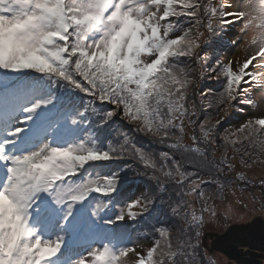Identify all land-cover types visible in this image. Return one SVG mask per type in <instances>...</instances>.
<instances>
[{
    "label": "snow or ice",
    "instance_id": "1",
    "mask_svg": "<svg viewBox=\"0 0 264 264\" xmlns=\"http://www.w3.org/2000/svg\"><path fill=\"white\" fill-rule=\"evenodd\" d=\"M234 24L240 37L230 43L245 55L208 65L220 87L200 94L214 112L193 119L202 45ZM262 104L264 0H0V264H196L205 214L217 215L204 185L222 198L235 167L227 149L244 168L264 164ZM241 105L257 111L209 160L207 145ZM117 116L172 152L157 157L122 131L111 138ZM185 121L198 127L191 145ZM126 155L155 182L132 198L120 170L99 171ZM170 185L180 200L169 211L186 225L175 241L157 204ZM189 196L203 201L199 214ZM142 222L153 235L146 249L129 231Z\"/></svg>",
    "mask_w": 264,
    "mask_h": 264
},
{
    "label": "rangeland",
    "instance_id": "2",
    "mask_svg": "<svg viewBox=\"0 0 264 264\" xmlns=\"http://www.w3.org/2000/svg\"><path fill=\"white\" fill-rule=\"evenodd\" d=\"M240 26L238 24L232 25L230 28H227L225 31V35L222 38L218 37H210L207 41H205L200 50V57L204 58L201 61V65L203 66V78L200 79L198 89L209 80H212L214 83L210 86L208 90H199L197 96H201V92L208 93L210 91H218L219 83L214 79L209 78V69L208 65L210 64L212 67H216L219 63H226L227 61H232L233 64L237 62L238 59H241L245 55V49L239 46H234L230 43V41L237 40L240 37L239 32ZM252 36L249 37L251 40ZM215 39V41H213ZM201 65L192 66L193 74L199 78L201 75ZM262 93L260 91L255 92V98L260 99ZM196 98V97H195ZM198 98V97H197ZM205 106L198 111V116L201 120L204 119L206 114H210L214 112V109L207 108V100H204ZM262 109H264V104H262ZM243 109V110H241ZM257 110L247 108V106H237L236 108L231 110V115L228 120L219 126L218 131L215 134L214 140L215 142L211 144V149L218 153L221 157L225 153V146L221 140V137L226 131H230L231 129L238 127L240 123L244 120L248 119L250 115H252ZM217 117L213 116L212 122L215 121ZM190 133L191 128L190 124L185 121L184 124V134L185 142L190 141ZM243 151V149L241 150ZM252 151V149H249ZM227 155L229 160L235 165V167L231 171H226L225 176L228 178L226 181V187L223 190L222 198L217 196L216 191H209L214 201L211 200L209 202L215 208L217 215L215 217L206 216L205 226L202 228V235L200 240H206L207 246L203 247L209 248V244H211L212 238H208L210 235V231L214 228L221 230H228L232 225H240L255 220L257 216L264 217V164L257 163L252 168H244L240 165V155L233 152L229 147L227 149ZM255 158V157H253ZM264 159V157H262ZM255 168H259L258 171H254ZM236 173H241L245 176L244 180H237ZM248 178H251L250 180ZM237 180V182H236ZM231 185V186H229ZM208 193V192H206ZM194 201V196L187 197V202L190 205ZM203 201H196L195 204H191L189 206V210H195L197 214H199V209L202 207ZM241 211L243 217H235L234 209ZM134 225V224H132ZM179 219H177V223H171L170 228L172 229V236L175 238L180 234V229L178 228ZM134 230H138L137 226L134 227ZM185 234L183 233V238ZM175 241V240H174ZM71 242V237L69 239V245ZM138 243L142 248L145 245L141 239H138ZM75 251H83V248L75 249ZM201 249H199V254H201ZM210 251V250H209ZM204 252V251H203ZM212 253L217 254V256L224 260L226 263L222 264H238L235 260H229L223 253L217 252L215 250L211 251ZM205 254H207L205 252ZM214 258V257H211ZM217 258V257H216ZM230 262V263H229ZM129 264H132L131 258L129 259ZM217 264V263H215ZM264 264V262H263Z\"/></svg>",
    "mask_w": 264,
    "mask_h": 264
},
{
    "label": "trees",
    "instance_id": "3",
    "mask_svg": "<svg viewBox=\"0 0 264 264\" xmlns=\"http://www.w3.org/2000/svg\"><path fill=\"white\" fill-rule=\"evenodd\" d=\"M213 41H215V39ZM213 83L214 82L212 80L208 79V81L205 82L198 89V91L199 90H208ZM195 97L196 98H194V99H195V102L197 104V108H198V111H199L200 109H202L205 106V104H204L205 102H204V100L203 101L201 100V96L199 97V96L196 95ZM197 118L199 120H201L199 116L198 117H193V119H197ZM190 128H191L190 141L189 142H185V137L183 136V143L185 145H191V143H192L191 137H192L194 132H195L196 135H199L198 127L194 128L192 125H190ZM124 132L127 133L128 136L131 137L138 146L143 147L147 151L155 154L157 157L159 156V153H161V152H165V151L172 152V150L169 149L167 143H160V142L155 141V140H153V139H151L149 137L144 136L142 133L136 131L135 127L132 124H129L128 122H125V130H124ZM207 147H208L209 160H213V159L219 160V159H221V156L211 149V145H207ZM175 157H176L177 160H180L182 158L181 157V153L176 152L175 153ZM123 164L126 166L127 172H131V174H129L127 177H130L131 175L136 174V177H138V178H134L133 181H136V182L139 181L138 183L140 185L144 186V187H146L147 185L150 186V187H154L155 186V182L149 180V175L151 173L149 172L148 175H144L146 170L144 169L142 164H140L132 155H126L124 157V160L120 161V165H123ZM134 169H135V171H134ZM189 170H191V169H189ZM258 170H259V168H255L254 169V171H258ZM204 178L207 179L206 174L204 175ZM248 179L250 180L251 178H248ZM229 186H231V185H229ZM225 187H226V185H225ZM176 191H177V189L174 186L170 185L168 191L162 193L161 199H159L157 201V204L165 212H167L166 216H161L160 217V220H161L163 226L168 227L171 230V232H172V229L170 228L171 223L174 222L176 224L177 223V219H179L178 228L180 229V234L177 235L175 238H173V240H176L178 238H183V233L181 232V229L186 228V225H185L184 221L182 219H180L179 217L177 219L174 218L172 216L171 212L169 211L170 203L172 205H175L180 200V198L175 195ZM204 191L208 192V193H206L207 195H211L209 191H216L217 192L215 185L214 184H210V183L204 185ZM170 197H171V200H170ZM196 201L201 202L200 200L197 199V197L194 196V201L191 204H193V203L195 204ZM212 201H214V200H212ZM183 202L186 203L187 205H189L188 202H187V197L183 198ZM209 202H211V201H209ZM204 245L206 246V244H204ZM200 249L202 251H201V254H199V256L197 258L196 264H214L211 260H209L207 258V255L205 254V248L203 247L202 243H201Z\"/></svg>",
    "mask_w": 264,
    "mask_h": 264
},
{
    "label": "water",
    "instance_id": "4",
    "mask_svg": "<svg viewBox=\"0 0 264 264\" xmlns=\"http://www.w3.org/2000/svg\"><path fill=\"white\" fill-rule=\"evenodd\" d=\"M264 219V217H262ZM256 218L251 222H247L241 225L231 226L228 230H221L214 228L210 231L209 238H212L210 245V252L215 250L217 252L225 253V250H229L226 246H231L230 250L236 247L247 248L249 252H246L251 256L248 264H252L255 261L256 254L260 257L261 261H264V220ZM234 254V253H232ZM253 254V255H252ZM238 255H242L239 251ZM260 264L258 261H255Z\"/></svg>",
    "mask_w": 264,
    "mask_h": 264
},
{
    "label": "flooded vegetation",
    "instance_id": "5",
    "mask_svg": "<svg viewBox=\"0 0 264 264\" xmlns=\"http://www.w3.org/2000/svg\"><path fill=\"white\" fill-rule=\"evenodd\" d=\"M226 248H228L229 250H225L226 254L225 253H223V254L229 260H235L236 262H238V264H248L249 260H251V256L246 254V252H249L247 248H241V247L239 248V247H237L238 249H236V247H234L233 249L230 250V248H231L230 245L226 246ZM239 251L242 252V255H238ZM232 253H234V254H232ZM255 254H256L255 261H258L260 264H263L264 261L260 262L261 261L260 257H258V255H257L259 253H255ZM263 257H264V255H263ZM255 261H253L252 264H257Z\"/></svg>",
    "mask_w": 264,
    "mask_h": 264
},
{
    "label": "bare ground",
    "instance_id": "6",
    "mask_svg": "<svg viewBox=\"0 0 264 264\" xmlns=\"http://www.w3.org/2000/svg\"><path fill=\"white\" fill-rule=\"evenodd\" d=\"M253 34L252 33H250L249 34V37H251ZM233 212H234V216L235 217H243L244 215H242V214H240V213H242L241 211H239V210H237L236 208L233 210ZM240 212V213H239Z\"/></svg>",
    "mask_w": 264,
    "mask_h": 264
}]
</instances>
